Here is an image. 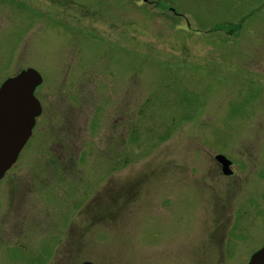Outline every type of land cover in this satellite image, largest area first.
<instances>
[{
	"label": "rangeland",
	"instance_id": "rangeland-1",
	"mask_svg": "<svg viewBox=\"0 0 264 264\" xmlns=\"http://www.w3.org/2000/svg\"><path fill=\"white\" fill-rule=\"evenodd\" d=\"M26 68L41 114L0 180V264L264 243V0H0V83Z\"/></svg>",
	"mask_w": 264,
	"mask_h": 264
},
{
	"label": "water",
	"instance_id": "water-1",
	"mask_svg": "<svg viewBox=\"0 0 264 264\" xmlns=\"http://www.w3.org/2000/svg\"><path fill=\"white\" fill-rule=\"evenodd\" d=\"M40 83L41 76L33 68L20 70L0 83V179L16 161L41 112L34 96ZM215 159L222 163V171L228 173L229 162L221 155H216ZM79 264L94 263L83 261ZM246 264H264V244L251 254Z\"/></svg>",
	"mask_w": 264,
	"mask_h": 264
},
{
	"label": "flooded vegetation",
	"instance_id": "flooded-vegetation-1",
	"mask_svg": "<svg viewBox=\"0 0 264 264\" xmlns=\"http://www.w3.org/2000/svg\"><path fill=\"white\" fill-rule=\"evenodd\" d=\"M218 155H222V154L217 153V156H218ZM215 156H216V154L214 155V159H215ZM222 156H224V158H225L226 160L229 161V164H228V167H227V169L229 170V172H228V173H224V172L222 171V168H223L222 163H221L218 159H217V161H216V159H215V161L217 162V164H218V166H219V168H220V172H221L223 175H225V176H232V175H233L232 161H231L229 158H227L225 155H222Z\"/></svg>",
	"mask_w": 264,
	"mask_h": 264
}]
</instances>
